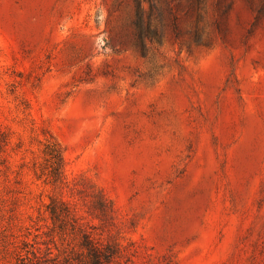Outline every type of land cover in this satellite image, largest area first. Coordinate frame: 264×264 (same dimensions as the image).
Masks as SVG:
<instances>
[{
    "label": "rangeland",
    "instance_id": "rangeland-1",
    "mask_svg": "<svg viewBox=\"0 0 264 264\" xmlns=\"http://www.w3.org/2000/svg\"><path fill=\"white\" fill-rule=\"evenodd\" d=\"M43 125L112 264H264V0H0V264L72 254Z\"/></svg>",
    "mask_w": 264,
    "mask_h": 264
},
{
    "label": "trees",
    "instance_id": "trees-1",
    "mask_svg": "<svg viewBox=\"0 0 264 264\" xmlns=\"http://www.w3.org/2000/svg\"><path fill=\"white\" fill-rule=\"evenodd\" d=\"M141 7H137V25L140 26ZM1 135L4 131L0 127ZM43 139V152L47 157V176L45 183L50 187L51 194L45 204V209L51 220V230L59 236H70L75 244L70 247L71 256L64 257L62 264H112L122 255L124 245L113 233L97 231L99 227H106L113 212L112 200L103 190L92 183L95 194L88 206V218L79 212L76 202L65 196V189L69 182L63 174L62 145L50 129L41 127ZM7 135V134H5ZM38 176V175H37ZM39 177V176H38ZM72 195V192H71ZM98 219V225H94L93 219ZM103 230V229H102Z\"/></svg>",
    "mask_w": 264,
    "mask_h": 264
}]
</instances>
